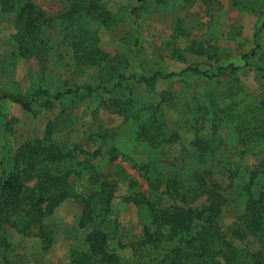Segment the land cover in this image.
<instances>
[{"label":"rangeland","instance_id":"1","mask_svg":"<svg viewBox=\"0 0 264 264\" xmlns=\"http://www.w3.org/2000/svg\"><path fill=\"white\" fill-rule=\"evenodd\" d=\"M30 1L43 11L50 24L43 28L38 49L27 57L18 55L12 39V14L0 9V95L6 96L0 99V159L4 155L12 156L22 142L42 137L48 127L54 140L80 145L82 152H77L69 164L76 172L74 190L89 195L105 178L118 180L111 201V245L123 258L131 259L141 254L143 260H147L150 250L139 246L138 242L149 216L144 208L123 197L132 191L149 194L155 189L146 182L143 165H149L151 173L162 176L190 172L191 165H196L198 159L191 154L194 139L212 132L210 117L206 116L202 124V108H197L202 107L211 94L217 95V104L221 107H234L233 101L230 102L232 95L226 89L232 86L229 81L232 77L205 84L192 78L185 81L159 79L151 84L126 81L123 91L130 90L138 102L132 113H149L147 108L140 107L152 105L156 108L158 105L155 114L162 115L167 133L178 134L177 139L154 144L137 139L138 122L127 117L125 111L104 104L108 103L109 94L52 101L49 106L36 107L34 111L24 109L16 100L27 101L28 94L38 87L62 89L106 81L98 67L75 64L68 41L77 25L93 33L96 46L114 59L119 71L127 74L136 69V53L146 64L154 61L175 71L188 65L212 70L228 62L243 66L241 55L254 47V34L264 16V0H165V9L157 10L153 9L154 0L144 4L137 0H111L109 8L122 16V20L111 27L89 16H81L72 24L66 22L62 14L69 9L67 0ZM257 42L259 47L250 62L261 71L246 66L236 74L240 83L236 87L242 88L237 94L235 107L238 112L245 106L258 105L264 96V28L257 35ZM194 45L203 53L192 51ZM162 94H166L163 100ZM187 96L194 97L191 111L194 117L197 115L198 122L186 123L187 116L183 115L181 105ZM232 121H222L216 128L213 135L219 147L209 161H237L252 170L264 159V142L238 144ZM112 146L116 159L108 154ZM98 148L101 154L92 155ZM215 172L214 177L220 181L224 179L222 184L226 185L225 177L216 168ZM125 177L136 181L135 188H129ZM162 190L160 187L154 194H160L162 200L159 202L167 205L169 201L161 195ZM204 202L201 196L190 206L200 207ZM81 210L76 199L67 198L46 218L53 235V242L46 250L42 249L38 237L23 236L6 226L0 230V237H5L10 245L0 247V264L7 261L11 264H69L72 249H86L85 237L93 225L80 226ZM240 211L241 207L235 203L223 207L220 224L226 235H230V226ZM234 243L250 251L259 247L252 237L234 240Z\"/></svg>","mask_w":264,"mask_h":264},{"label":"trees","instance_id":"2","mask_svg":"<svg viewBox=\"0 0 264 264\" xmlns=\"http://www.w3.org/2000/svg\"><path fill=\"white\" fill-rule=\"evenodd\" d=\"M67 1L69 9L62 14V18L70 24L81 16L94 18L108 27L116 26L122 20L118 11L109 8L111 0ZM137 1L144 4L148 0ZM154 1L153 9H165V0ZM0 5L2 12L12 14L14 33L11 36L18 55L27 57L35 53L39 47L38 40L41 43L43 39V28L50 24L49 19L30 0H2ZM77 26L68 41L75 64L98 67L102 79L106 81L62 89L38 87L28 94L27 101L16 100L24 109L34 111L36 107L49 106L52 101L109 94L111 97L104 104L125 111L127 117L138 122L137 139L154 144L177 139L178 134L167 133L162 115L155 114L154 109L158 105L156 108L152 105L140 107L147 108L149 113H132L138 102L130 90L127 93L123 91L127 87L126 81L151 84L159 79L179 78L185 81L192 78L205 84L232 77L229 80L232 86L226 89L233 98L230 99V102L233 101L231 105L236 106L237 94L242 91L241 86L236 87L240 84L236 76L238 69L252 66L256 71H261L250 59L259 47L257 35L264 28V16L254 34V47L241 55L243 66L228 62L212 70L193 65L178 71L168 70L154 61L146 64L136 53V69L127 74L119 71L113 63L114 59L96 46L97 39L93 33L82 25ZM192 51L203 53L195 45ZM119 90L122 92L119 93ZM165 96L162 94V100ZM5 97L0 95V99ZM207 99L197 109L202 108V124L206 116L210 117L212 132L210 135L196 136L193 141L191 154L197 155L196 165H191L190 172L185 175L174 172L169 176L153 174L149 165H143L141 169L144 170L146 182L155 189L149 194L132 191L123 197L144 208L149 216V221L142 226V239L138 242L139 246L149 248L151 255L147 260H143L141 254L131 259L123 258L111 245V201L117 191L118 180L106 179L105 176L96 191L89 195L77 193L73 186L76 172L69 164L83 149L77 143L54 140L50 127L42 137L22 142L12 156L4 155L0 159V230L9 226L23 236H36L42 249L46 250L53 242L46 218L63 200L74 198L82 208L80 226L88 223L94 226L86 234V249L74 248L70 251L69 264H264V159H260L252 170L237 161H209L219 147L213 134L222 121L233 120L238 144L247 146L256 140L264 142V96L258 105L245 106L239 112L235 106L218 105L217 95L211 94ZM193 100L194 97L187 96L181 105L183 115L187 116L186 123L198 122L197 115L194 117L191 111ZM114 151L113 146L108 150L111 159H116ZM98 154H101L100 148L92 152L94 156ZM215 168L227 180L226 185L222 184L224 179L220 181L214 177ZM125 178L129 188H135L136 181ZM160 187L163 189L161 195H165L169 201L167 205L159 202L162 200L160 194H154ZM201 196L205 198L202 206H190ZM229 203L240 206L241 211L230 226V235H226L220 219L223 207ZM249 237L258 243L257 250L250 251L234 243V240L244 241ZM9 245L5 237H0V247ZM6 264L11 262L7 261Z\"/></svg>","mask_w":264,"mask_h":264}]
</instances>
